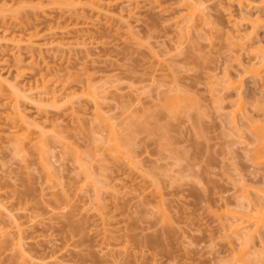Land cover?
Wrapping results in <instances>:
<instances>
[{"label":"rangeland","instance_id":"rangeland-1","mask_svg":"<svg viewBox=\"0 0 264 264\" xmlns=\"http://www.w3.org/2000/svg\"><path fill=\"white\" fill-rule=\"evenodd\" d=\"M59 1L39 6L38 0H0V81L32 85L35 92L27 96L35 100L44 81L61 94L56 102H33L18 97L8 82L0 84V126L5 129H0V264L236 263L241 245L231 229L225 231L227 224L225 230L221 227L225 212L239 208L236 197L242 186L251 198L260 199L255 189L262 182L253 176L264 177V162L253 165L248 158L246 145L252 142L243 143L252 131H235L229 122L242 97L237 123L249 112L250 121L264 127V115L255 113L264 104L249 98L246 90L252 85L247 82L244 93L239 87V96L223 83L224 71L236 75L238 61L249 55L244 57L233 42V31L241 25L238 4L202 0L207 18L201 22L198 15L186 31L194 38L187 41L189 34L187 39L183 35L182 43L185 0H111L102 14L90 6L84 11L73 6L79 0ZM243 3L244 11H256L252 19L260 18L254 37L264 39V0ZM232 8L236 15L231 19ZM262 70L264 74V61ZM166 91L172 99L185 98V106H177L185 108L176 113L166 108ZM132 93L140 94L139 100ZM141 105L159 112L160 120L151 114L152 120L169 124V132L159 130L167 137L156 133L153 121L156 132H135L133 146L126 136L128 116ZM13 106L27 115L22 124L35 123L29 131L17 125L16 134L30 137L20 149L17 139L6 137L16 123L6 118ZM99 115L107 119L103 125L118 124L122 136L113 137L119 146L123 142L121 149L113 138L111 142L114 132L96 124ZM98 140L107 143L105 150L115 145L120 151L101 150L102 155ZM159 145L165 147L163 154ZM95 154L104 158L93 159ZM260 251L264 263V249ZM251 259L247 263L254 264Z\"/></svg>","mask_w":264,"mask_h":264},{"label":"bare ground","instance_id":"bare-ground-1","mask_svg":"<svg viewBox=\"0 0 264 264\" xmlns=\"http://www.w3.org/2000/svg\"><path fill=\"white\" fill-rule=\"evenodd\" d=\"M39 1V3L37 4V5H39V6H42V2L43 1H45V0H38ZM50 2H52V3H55V4H60L61 2L59 1V0H49ZM108 0H92L90 3H88V4H83L82 3V1L81 0H79L78 2H72V4H73V6H75L76 8H80V9H82V11H84L85 10V8H87L86 6H90L91 8H92V10H94L96 13H98V14H102L101 12H103L104 13V9H106V8H110V6H111V4H112V2H111V0H110V2L108 1ZM186 1V3H187V5H186V7H187V9H188V12H186L183 16H185L186 18H188V19H186V18H184L183 17V19H185V21L184 20H182L183 22H181V19H182V17H178V18H176V19H173L174 21H175V24H174V26L175 27H178L177 26V24H176V20L178 21V24L181 22V24H182V26L183 25H186L184 28H182V30L181 31H179L180 30V27L179 28H177V29H179L178 31H179V33L180 32H183V34H181L180 35V42H184L185 40H184V37H185V39H187V41H191L192 40V38H194V37H192V38H190V33H186V31L188 30H191L192 29V27H190L191 26V23H193V21H196V19H197V16L199 15V20L201 21V22H204L205 21V18H207L206 17V15H207V12H205L206 11V6H205V4H203L202 3V0H185ZM221 1L222 0H220V3H221ZM243 1L244 0H229V4H230V6L231 5H235V3L234 2H236L237 4H238V6H239V11H240V17H241V25H239L240 23H239V21L237 20L236 22H235V24L236 25H239L240 27H238L237 26V28L235 29V31H233V34H234V37L233 38H236V39H233V42H235V43H237L238 42V45H239V48H241V50L242 51H244L243 53H244V57H245V55H246V52L247 53H249V55H247L246 57H245V59L243 60V56L241 57L242 59H240L238 62H239V64H238V66L240 67L241 66V68L239 69L240 71H239V73L237 72V74L236 75H233V73L229 70V69H226L225 71H224V74H223V76H225L224 77V81H223V83L226 85V87L228 88V89H230V90H233V89H235L236 91L235 92H237L236 94L239 96L240 94H241V92L239 91L240 90V88H243V90H242V92L243 91H245L244 89L245 88H247V87H245V85L247 86L248 84H250V85H252V86H250L249 88H248V90H246L250 95H248L249 96V98H250V96H251V98L250 99H252L253 100V98L255 99V101L254 102H262L261 103V105L262 104H264V74H263V70H262V63H263V61H264V39H261V38H255L254 37V33H255V31H256V26L258 25V24H261L259 21H260V18H259V16H258V14L256 15V18L255 19H252V16H251V14H253L252 13V11L250 12V10H247V11H244L243 10V7H242V5L244 4L243 3ZM247 1V0H246ZM223 2V1H222ZM234 3V4H233ZM245 4H247V3H245ZM232 7V6H231ZM233 9V8H232ZM246 9H248V8H246ZM231 10V9H230ZM234 9L232 10V12L230 11V13L231 14H229L230 16H231V19H232V17H234L235 15L233 14L234 12ZM172 12V11H171ZM106 13V12H105ZM256 14V11H255V13H254V15ZM129 15H131V13H129ZM196 18V19H195ZM195 19V20H194ZM189 20H190V23H188L187 24V22H189ZM187 21V22H186ZM195 23V22H194ZM239 23V24H238ZM196 24L198 25V23L196 22ZM128 25V24H127ZM187 25L189 26V27H187ZM193 25V24H192ZM196 25V26H197ZM194 26V25H193ZM177 29H175V30H177ZM177 31V32H178ZM190 32V31H189ZM185 33V34H184ZM5 34H7V32L5 33ZM187 34H189L188 35V37H187ZM183 35H185L184 37H183ZM187 37V38H186ZM191 39V40H190ZM247 40H249L250 42V44H248L247 43ZM2 42V40L0 39V44H1V46H3V43H1ZM235 45V47L237 46L236 44H234ZM41 48V47H40ZM179 49H181L180 47H179ZM178 49V50H179ZM238 48H236L235 50L237 51V52H241V50L240 49H238ZM33 50V49H32ZM41 50V49H40ZM21 53V52H20ZM33 55V54H32ZM32 55L30 54V57H32ZM18 58H21V56L20 57H18ZM246 59H248V60H246ZM21 60V62L20 63H23V61H22V58L20 59ZM20 60H18V62L20 61ZM242 60V61H241ZM246 60V61H245ZM3 69V68H2ZM2 73V72H1ZM0 73V74H1ZM2 75V74H1ZM1 75H0V77H1ZM7 79V78H6ZM6 79H2L1 78V81H0V84L2 85L3 84V82L4 83H9V86H12V89H14V91H15V93L17 94V96L19 97V96H22V97H24V98H26V99H32L31 101H33V102H40L41 100L43 101V100H45V102H56L57 100H58V98H59V96L61 95V94H58V90H56V88H54V89H48L47 88V84H45V81H44V85H43V89L41 90V92H39V96H37L36 98H37V100H35V97H29L28 98V96L27 95H29L30 96V94H32L33 92H35V89L33 90V88L34 87H32V85L30 86V87H28V88H26V86H24V88H21L22 86H18V85H16V84H11L10 83V81H8V80H6ZM247 79H249L248 81H246ZM223 80V79H222ZM221 80V81H222ZM221 81H220V84H222L221 83ZM245 81V82H244ZM2 82V83H1ZM248 83V84H244V83ZM218 83V82H217ZM216 82L215 83H212V84H217ZM18 84V83H17ZM224 85V86H225ZM213 86V85H212ZM211 86V87H212ZM222 86V85H221ZM223 86V87H224ZM225 87V88H226ZM240 87V88H239ZM214 89H215V87H213ZM212 88V89H213ZM226 88V89H227ZM239 88V89H238ZM157 91V90H156ZM234 91V90H233ZM158 92V91H157ZM159 92H160V90H159ZM158 92V93H159ZM23 93V94H22ZM24 93H26V94H24ZM72 93V92H71ZM71 93H67V95H68V97L70 96V97H74V96H71ZM74 93V92H73ZM72 93V94H73ZM157 93V97H158V95L160 96V93L158 94ZM162 93V92H161ZM166 93V96H165V104L167 105H165V104H163V107H164V109L166 110V108H168L169 110H171L172 111V113H176L177 111H178V109L180 108V109H184L185 107H182L181 108V106L182 105H179V107H177L178 106V104L180 103L181 104V102H183V104L185 103V101H184V99H182L181 98V96H180V98H176V96L174 97L173 96V98L175 99L176 98V100H174V99H172V96L170 95V94H167L168 92L166 91L165 92ZM244 93V92H243ZM37 94V93H36ZM133 94V93H132ZM162 94H164V92L162 93ZM66 95V96H67ZM137 95V94H136ZM140 94H138V96H139ZM167 95H168V97H169V95L171 96V97H169L170 98V100L173 102L172 104L169 102L168 103V100H167ZM131 96V98L133 99V96H134V94H133V96L132 95H130ZM138 96H134V98L136 97L137 99L138 98H140V97H138ZM141 96V95H140ZM167 97V98H166ZM142 98V97H141ZM178 99V100H177ZM139 100V99H138ZM142 100V99H141ZM167 101V102H166ZM238 101H241L240 102V104L239 105H235L237 108L234 110V113L235 114H237L240 110L242 111V107H243V104H242V97H239V99H238ZM234 102V101H233ZM170 104V107H172V109H174V110H172L170 107H169V105L168 104ZM75 103H73L72 105H71V108H73L74 110H77L75 107V105H74ZM174 104V105H173ZM166 106V108H165V106ZM172 105V106H171ZM134 106V105H133ZM136 106V105H135ZM160 106H162V104H160ZM184 106H185V104H184ZM80 108H81V106H79ZM78 107V108H79ZM163 107H161L160 108V110L161 109H163ZM219 107V106H218ZM264 109V105H262V106H260L259 107V109L258 108H256V115L259 117V113L261 114V116H263L264 114V110L262 109V108ZM11 108V112L9 111L8 113H6V118H15L16 119V123H14L13 124V128L12 129H9V131H10V133H12V135H6V137H9V138H15V139H17V148H23L24 147V145H25V142H24V138L25 139H29L30 137L29 136H26V137H24V135L26 134H24V133H22L21 135H18V134H16L17 132H15L16 131V129H17V125H18V127H20V125L22 124V123H26V121L24 120L26 117H23L25 114H23V113H25V112H23V110L21 111L20 110V108L19 107H10ZM13 108V109H12ZM79 108V109H80ZM133 108V107H132ZM131 108V109H132ZM141 108V109H140ZM140 108L138 107V109H137V107L136 108H134V109H130V111H132L131 113H132V115L133 116H131V113H130V116H128V117H132V118H129V120H130V126H128L129 125V123H128V127H130V129H128V130H130V134L129 135H127L126 134V136H128L126 139L127 140H130L131 141V143H132V145L134 146V144H135V142H136V139H137V137H135V138H133L132 136L134 135V134H136L135 132H137L138 133V131H143V132H145V129L147 130L148 129V131H149V133H153L154 134V132H156V131H153V129L151 128V126H150V124L153 126V124H154V122L156 123L155 124V126L158 128V131L156 132V133H158V134H162V136H164V137H167V136H165V133L168 131L169 132V127H167V126H169V124H161V123H158V122H160V121H157V118L159 119V112H157V114H155V112H153V113H151V112H149V111H145L146 109H144L143 110V108H145V107H143V105H141L140 106ZM78 109V110H79ZM164 109L162 110V111H164ZM255 109V108H254ZM262 111H261V110ZM159 110V111H160ZM176 110V111H175ZM171 111H170V113H171ZM240 111V112H241ZM161 112V111H160ZM253 112H254V110H253ZM259 112V113H258ZM263 112V113H262ZM96 114H97V112H95ZM163 113V112H162ZM151 114H155L156 116L155 117H157V118H155L154 117V119L152 120V118H153V115H151ZM161 114V113H160ZM166 113L164 112V115H165ZM235 114L233 115V117L232 118H229L230 120L231 119H233L232 121L233 122H231V121H229L230 123H232V124H235V125H233V126H231V128L232 127H234L235 126V131H240V130H238V129H236V128H238V127H240L239 129H248V131H252V133H253V137H252V135H249L248 137H250L249 139H247V136H246V138H245V140L243 139V138H240V139H243V141H241V142H243L244 143V145L248 142V141H246V140H250L251 142H252V144H253V142H254V144L255 145H253V147H252V144L251 143H249V144H251V147H249L248 148V144L246 145V147L249 149V150H247V148H246V151L248 152L247 154H249V157H248V155H247V157L250 159V162L252 163V161H254L253 162V165L255 164V165H258V163H261L262 161L264 162V127H261V128H259L258 127V125H254L253 123H255V122H253V121H250L251 119H249L252 115H250L249 116V112H247V114L245 113V117L247 118L246 120H249V122L248 121H246L245 120V118H244V116H241L240 115V117H243L242 119H244L243 121H246V122H243L242 121V126H240L241 125V118H240V120H239V122L237 123V119H236V116H235ZM239 114V113H238ZM98 115V114H97ZM242 115H244V114H242ZM25 116H27V115H25ZM148 116H149V118L151 119V121H149L150 119H148ZM100 115L99 116H96L95 118H97V119H99V120H97V119H95V120H97L98 122L96 123V124H98L100 127V129H108V131L109 132H114L113 133V135L111 136H109L110 138H111V142H112V138H113V140H115V138L116 137H113L115 134H118V130H119V128L118 129H116V127L118 126V124H117V126H114V125H116L114 122L113 123H111L110 121H108L105 125L107 126H105V125H103L104 123L103 122H106V120L105 119H103L102 117H100ZM28 118V117H27ZM160 118H161V116H160ZM104 121H103V120ZM28 120V119H27ZM129 120H127V121H129ZM160 120V119H159ZM126 121V122H127ZM154 121V122H153ZM19 122H21V123H19ZM100 122V123H99ZM248 122V123H247ZM250 123H251V128H253L252 130H251V128H250ZM32 124H35V123H33V122H31V124L30 123H28V121H27V124H22V126L23 125H25L27 128V130L29 131V126H31ZM41 124H43V122L41 123ZM110 124V125H109ZM256 124V123H255ZM55 125V124H54ZM101 125H102V127H101ZM161 125V126H160ZM167 125V126H166ZM239 125V126H238ZM248 125V126H247ZM262 125V124H261ZM25 126H23V127H25ZM44 126H46V123L44 122ZM103 126H104V128H103ZM127 126H126V128H127ZM246 126V127H245ZM253 126V127H252ZM260 126V125H259ZM263 126V125H262ZM4 127V126H3ZM248 127V128H247ZM5 128V127H4ZM126 128L124 129V130H126ZM163 128H164V131H166L167 129V131L166 132H164V134H163V131H159V130H163ZM166 128V129H165ZM0 129L1 130H5V129H2V127L0 126ZM110 129V130H109ZM150 129V130H149ZM171 129V128H170ZM233 129V128H232ZM233 129V130H234ZM241 129V130H242ZM153 132H152V131ZM117 131V133H115ZM151 131V132H150ZM119 132H120V130H119ZM147 132V131H146ZM29 133V132H28ZM112 133H110V134H112ZM120 133H122V132H120ZM133 133V134H132ZM241 133V132H240ZM239 133V134H240ZM13 134H15L14 136H13ZM167 134V133H166ZM238 134V135H239ZM29 135V134H28ZM120 137L122 136L121 134H118ZM240 135H242V134H240ZM22 138H21V137ZM135 136V135H134ZM162 136H160L159 135V138H164V137H162ZM243 136V135H242ZM239 137H241V136H239ZM8 138V139H9ZM110 138H109V140H110ZM125 138H124V140H125V142H127V140H126ZM32 139H30V141H31ZM120 140V139H119ZM133 140H135V142L133 141ZM159 140H162V139H159ZM163 140H165V139H163ZM98 141H100V140H98ZM107 141V140H106ZM116 141V143H115V145H118V141H117V139L115 140ZM115 141H113V143L115 142ZM130 141L128 142V143H126V144H129L130 143ZM134 143H133V142ZM166 141H167V138H166ZM101 143H100V145H103V147L105 146L106 147V145H107V143H106V145H105V143H103L104 142V140H101L100 141ZM111 142H108V144H110ZM120 143V146H121V143H123V142H119ZM125 144V145H126ZM163 144V142L162 143H160V145H162ZM164 144H165V142H164ZM166 144L168 145V146H171L170 145V143L169 142H166ZM114 145V144H113ZM114 145V146H115ZM123 145V144H122ZM125 145H124V147H125ZM159 145V148H164V150H163V152H162V154L164 153V151H166L165 150V147H163V146H160ZM98 146V145H97ZM112 146V145H111ZM114 146L112 147L113 149H115V148H118L119 147V149H121L120 148V146L118 145V147H116L115 146V148H114ZM127 146V145H126ZM129 146V145H128ZM127 146V149L129 148ZM250 146V145H249ZM41 148H42V150L44 151V148L42 147V146H40ZM105 147L104 148H102L101 146H99L98 147V149H99V151H101V150H103V151H107V150H109L108 148H107V150H105ZM123 147V148H124ZM40 148V149H41ZM113 149L111 150L112 152H113ZM132 149V148H131ZM167 149V148H166ZM173 149V148H172ZM109 150V151H110ZM126 150V149H125ZM159 150H161V149H159ZM161 150V151H162ZM244 150H245V147H244ZM103 151H101V154H102V152ZM108 151V152H109ZM116 151H120V150H114V152L117 154L118 152H116ZM131 151V150H130ZM43 153H45V152H43ZM43 153H41V154H43ZM122 153H124L122 150H121V152H120V154H122ZM129 153V152H128ZM127 153V154H128ZM132 153V152H131ZM161 153V152H160ZM246 153V152H245ZM99 154V153H98ZM98 154H95L96 156L94 157V156H92L93 157V159L94 158H99V156H101V157H103L104 158V156H102V155H98ZM112 154H114V153H112ZM125 154V153H124ZM123 154V155H124ZM91 155H92V153H91ZM94 155V154H93ZM127 156V155H126ZM129 157H130V160L132 159L131 158V155L129 154L128 155ZM252 156V157H251ZM102 158V159H103ZM251 158H252V160H251ZM132 161V160H131ZM92 162V161H91ZM257 163V164H256ZM257 169H255V172H257L258 173V170L256 171ZM254 171L251 173L252 175H254L253 173H255ZM256 174V173H255ZM259 175H262V174H259ZM253 178H254V180H255V178L257 179L258 178V180H259V182L257 181V180H255L258 184H261V182H262V189L260 188V187H258V188H256L255 190L256 191H259L260 193V195H261V197H260V199H253V198H251L249 195H248V193H246V191H244L245 189H243V188H245V186H242L243 188H241L242 189V192L240 193V195L238 194V196L236 197V201H238L239 203H236V204H238L239 205V208H241V209H243L244 211H242L241 209H239L238 207H236V209L234 210H232V212H231V210L229 211V209H227L226 211H228V212H225L226 213V215H227V218H226V220L223 222L224 223V225H223V223H222V226L221 227H224V230L226 229V226H227V229L225 230L226 232H228L230 229H231V231H229V233L231 232H233L232 234H235L236 236H237V240L239 241V243H240V247H239V249H238V251L235 253L236 254V256H237V261H236V263L237 264H249V263H247L248 261L250 262V259L252 258V256H253V258L254 259H251V261H253V260H255V261H253V263L255 264L256 262H259V263H256V264H264L263 263V260H262V262L260 263V260H261V258H260V256L262 255V251H260V250H263L264 248V231L262 232V234H260V232H261V229L262 230H264V177H263V175H262V178H261V176L260 177H258V175H255V176H253ZM263 179V180H262ZM247 186V185H246ZM247 189H248V186L246 187ZM246 189V190H247ZM235 201V202H236ZM238 205H235V206H238ZM237 208H238V210H241L242 211V214H244V212L246 211L245 209H247L248 210V212L246 211V213H245V215H242L240 212L241 211H239V213L241 214H237L238 213V210H237ZM236 212V213H235ZM248 213V214H247ZM247 214V215H246ZM218 216H221V215H218ZM229 218V220H227ZM231 219V220H230ZM227 221V222H226ZM229 222V223H228ZM227 224V225H226ZM226 225V226H225ZM223 229V228H222ZM228 234V233H227ZM231 243H233V241L232 242H230L229 244H231ZM231 245H234V243L233 244H231ZM230 245V246H231ZM251 245V248L253 249L252 251H249L250 253H247V248L249 247ZM233 246H231L230 248H232ZM241 248V249H240ZM261 248V249H260ZM251 252L253 253V254H251ZM256 252H258V254L256 253ZM255 253V254H254ZM249 254V256L247 257V255ZM257 257H256V256ZM259 255V256H258ZM245 257H246V259H245ZM259 257V259H257ZM249 258V259H248ZM248 259V260H247ZM256 259L258 260V261H256ZM241 260V261H240ZM239 262H241V263H239ZM245 262V263H244ZM236 263H234V264H236ZM250 263H252V262H250Z\"/></svg>","mask_w":264,"mask_h":264}]
</instances>
